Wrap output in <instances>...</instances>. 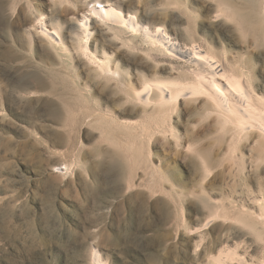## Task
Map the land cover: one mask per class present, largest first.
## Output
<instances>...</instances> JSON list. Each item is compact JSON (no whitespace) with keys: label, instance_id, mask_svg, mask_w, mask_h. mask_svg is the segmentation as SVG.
<instances>
[{"label":"rangeland","instance_id":"obj_1","mask_svg":"<svg viewBox=\"0 0 264 264\" xmlns=\"http://www.w3.org/2000/svg\"><path fill=\"white\" fill-rule=\"evenodd\" d=\"M228 1L254 10L243 20L248 35L214 20L207 0L125 3L151 10L169 33L190 31L232 63L250 65L264 96V0ZM86 2L69 0L51 13L50 0H0V264H92L96 252L105 264H219L211 255L236 247L245 264H260L264 250L249 229L223 217L206 224L221 202L260 211L264 163L250 166L257 156L250 143L236 152L247 166L240 179L214 142V120L199 121L181 103L169 120L174 132L164 131L123 99L124 79L171 77L161 65L94 35L92 49L105 50L123 78L106 83L73 52L62 60L31 25L51 16L67 37L74 8ZM201 155L211 157L208 173Z\"/></svg>","mask_w":264,"mask_h":264},{"label":"bare ground","instance_id":"obj_2","mask_svg":"<svg viewBox=\"0 0 264 264\" xmlns=\"http://www.w3.org/2000/svg\"><path fill=\"white\" fill-rule=\"evenodd\" d=\"M171 1L173 0H166L168 4L172 3ZM207 1L211 2L214 20L232 21L239 25L238 27L241 26V29L245 25L243 20L254 15L253 9L248 10L249 7L246 9L244 6L249 2L238 5L228 0ZM65 2L69 3V0H50V12L57 11ZM184 5L179 9L190 19L192 12L189 11L190 9L187 10L188 7L186 8ZM74 9L67 37L63 34V30L61 31L55 25L51 16H36L32 18L31 22L33 28L37 30V35L38 33L42 35L62 60L71 56L73 52L75 58H83L87 62L96 79L110 84H112V80H115V84H118L119 80L123 79L119 78V67L113 66L112 59L108 54H105V50L101 53L97 49H92L93 36L99 35L103 41L109 40L115 44L117 42L120 47L143 54L146 56L145 58L157 63L156 66L161 65L160 69L166 70L171 77L164 78L158 75L154 78L143 77L141 79L142 75H140L141 80L138 85H130L124 79L121 84L124 89L122 91L125 92L122 94V96L124 95L123 99L135 107L141 106L142 110L148 113L147 115L156 117L155 122L158 128L161 127L164 131L171 130L173 127L169 122L171 113L179 104L186 103L197 110L199 121L214 120V142L219 145L218 147L226 148L228 156L225 154L223 156H227L230 160L233 159L232 163L236 162L235 165L238 166L241 173L240 179H243V173L247 172L245 155L236 154L239 152L240 145H244L243 143H250L251 148L253 147L257 152V156L251 155L252 165L250 166H255L256 168H252L258 171L264 163V96L256 88L255 83L253 84V78L250 77V65L232 63L226 54L219 53L212 46L197 41L190 31L186 30L182 34L175 31L169 33L170 30L166 29L162 18L153 19L152 17L155 16L151 10H144L141 13V11L127 6L125 0H87L84 5ZM246 25L248 24L246 23ZM244 29H242V33H244ZM66 38L71 42V45L65 44L64 39ZM118 85L120 86V84ZM173 136L175 135L173 134ZM191 146L190 148L199 150L197 146ZM201 156L204 168L208 173L212 170L208 163L211 161L209 160L211 157ZM255 200L259 202L261 200V204L258 206L261 209L260 211L258 209V213L255 210L250 213L251 211H247V208L241 209L242 207L239 208L240 206L235 205L236 203L230 202L231 204L227 205L221 202L216 204V208L212 209L213 212L209 213L210 216L208 215L206 224L215 218L219 219V217L226 218L227 221L232 220L249 229L264 250V198ZM213 205L209 208H213ZM236 248L219 249L217 255L214 256L212 253L213 255L210 257L219 264H245L246 258L237 252ZM261 257L259 263L264 264V255ZM91 262L92 264H105L98 252L93 255Z\"/></svg>","mask_w":264,"mask_h":264}]
</instances>
